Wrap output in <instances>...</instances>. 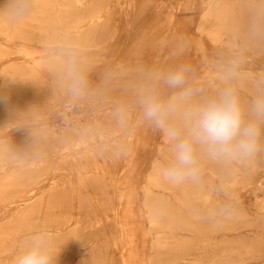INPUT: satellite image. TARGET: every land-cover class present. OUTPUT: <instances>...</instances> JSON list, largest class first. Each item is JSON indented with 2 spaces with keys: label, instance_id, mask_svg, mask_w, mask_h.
<instances>
[{
  "label": "rangeland",
  "instance_id": "rangeland-1",
  "mask_svg": "<svg viewBox=\"0 0 264 264\" xmlns=\"http://www.w3.org/2000/svg\"><path fill=\"white\" fill-rule=\"evenodd\" d=\"M78 1L96 7L107 39L95 47L66 43L87 58L96 93L72 111L61 108L65 102L54 89V68L47 55L48 48L65 41L41 42L47 40L41 35L42 19L26 17L21 22L27 25L14 22V27L5 17L11 28L0 32V264H16L23 241L36 231L49 233L61 249L57 264H264V211H257L259 226L249 224L253 202L264 201V153L257 156L263 158V167L249 172L254 192L245 187L236 196L224 195L218 179L209 175V166L216 172L220 168L207 159L200 162L198 180L187 187L192 193L199 187L209 190L221 205L232 207L231 216L249 212L248 220L235 221L230 233L183 226L177 215L186 217L187 204L174 201L172 193L178 190L147 183L152 166L160 170L170 152L162 134L143 120L137 102L145 73L163 76L179 65L191 69L188 85L199 90L200 98L225 86L226 71L234 76L231 84L242 104L264 92V0L216 4L213 16L225 18L218 22L224 25L219 38L196 29L206 0ZM34 5L30 15L37 16ZM97 57L107 60L96 62ZM245 74L255 81L246 80ZM155 84L163 97L169 95L162 79ZM121 106L127 110L123 124L115 117ZM29 108L37 115L28 131L39 139L21 159L8 145L26 143L27 130L15 129L14 119ZM49 127L59 135L48 132ZM158 199L166 200L171 210H182L167 212L164 221L173 215L179 219L170 233L158 234L148 223L146 206ZM203 214L206 228L228 221L213 207ZM175 242L179 244L173 247ZM226 248L234 251V263L223 261Z\"/></svg>",
  "mask_w": 264,
  "mask_h": 264
},
{
  "label": "clouds",
  "instance_id": "clouds-1",
  "mask_svg": "<svg viewBox=\"0 0 264 264\" xmlns=\"http://www.w3.org/2000/svg\"><path fill=\"white\" fill-rule=\"evenodd\" d=\"M34 6V0H5L0 6V16L20 22L31 14ZM47 55L54 68V89L63 97L68 111L96 94L90 80L91 65L78 48L57 44L47 49ZM190 71L188 66L179 65L163 76L145 73L144 82L137 90L143 120L162 134L168 146L170 159L160 174L171 183L197 180L202 159L227 167L245 165L264 153V92L247 105L242 104L231 84L234 76L226 71L225 86L200 98L199 90L188 85ZM161 79L169 90L167 97L156 87L155 82ZM3 99L0 97V102ZM36 115L34 108L15 114L14 120L18 122L15 129L27 130L22 147L8 145L18 157L26 156L38 142L39 138L28 131ZM115 117L118 123H125L126 108L118 107ZM231 213L230 205L220 209L224 218H230ZM60 251L49 233L36 231L23 241L16 264H57Z\"/></svg>",
  "mask_w": 264,
  "mask_h": 264
},
{
  "label": "bare ground",
  "instance_id": "bare-ground-1",
  "mask_svg": "<svg viewBox=\"0 0 264 264\" xmlns=\"http://www.w3.org/2000/svg\"><path fill=\"white\" fill-rule=\"evenodd\" d=\"M220 1L221 0H206L205 6H204L202 13H201V21L197 24V27H196V29L199 33H206V35L211 34L213 37L214 36L217 37V35L221 34V31H222L221 29H222V27H224V25H220L221 24L220 23L219 24L220 26H219L218 22L219 21H225V18L221 17L220 15L213 16V13H215V11H216L215 7L221 6ZM4 2H5V0H0V6H2L4 4ZM34 3L38 4L36 6L39 8V10H38L39 14L37 16L30 15L27 18L38 19V20L42 19L41 23L44 26V28L41 31V33H43L41 35L43 38H46L47 40H42L41 42H57L58 40H64L65 41L64 44H66V43H70V44L81 43L82 45H86V46L90 45V46L95 47L107 39V31L105 29V25L101 19V16L96 13V7H94V8L89 7L88 8L87 5H83L84 3H81L78 0H34ZM92 4H93V2H92ZM216 4H217V6H216ZM77 5H78V7H76ZM88 5L90 6V4H88ZM69 6H72L70 8L72 10H74L75 12L71 11ZM220 9L221 8H219V10L217 9L219 13L222 11ZM31 14H33V13H31ZM5 17L6 16H0V32H2L4 30V27H6V26L10 27V25L6 23ZM85 19H87L86 24L82 23ZM25 20H26V18L24 19V21ZM12 23H13V26L16 27V23L14 24L13 21H12ZM20 23L27 25V23H23L21 21H20ZM37 25H38V23H37ZM39 25H41V24L39 23ZM227 26L228 25H226V27ZM47 27L49 28L48 30H47ZM2 28H3V30H2ZM10 28H9V30H10ZM17 28H19V27H17ZM65 28H67V30H65ZM70 28L73 30V32L69 33L68 30ZM14 34L17 36L20 35L18 30H14ZM38 35H40V34H38ZM211 35H209V36H211ZM207 37L208 36H206V38ZM217 38H219V37H217ZM106 60H107L106 57H97L95 59L96 62H105ZM243 77L250 82L255 81L251 74H245ZM61 108L64 109L65 106H63ZM62 109H59L58 112H62V111H60ZM64 113H65V111H64ZM65 116H67V115H65ZM94 118L92 120H95ZM61 120H62V118H61ZM96 122H97V119H96ZM84 127H86V126H84ZM81 128L83 129V127L81 126V122H77L76 130L80 131ZM47 131L50 133H53L55 137H56V135H59L51 127L47 128ZM63 132H66L65 128H64ZM261 160L263 161V158H261V157L257 158L256 157L253 161H251L245 165H231V166H227V167L217 164L218 167L220 168V172L214 171L213 168L211 166H209V175L213 178L218 179V182L220 183V185L222 186V188L224 190V195H226L228 197L229 196H236V193H238V191L240 189H243L245 187H249L254 192L256 190L255 184H254L255 181L249 177V172H251L253 170L257 171L259 168L263 167V165L261 164ZM30 166H31V164H30ZM262 172H263V177H264V169ZM160 179H163V178L160 174L159 167L157 165H153L150 174L147 176V183L153 187L158 186V187H164V188L166 187L168 189H177L178 190V192L172 193L174 201L179 202L181 204H187L186 205L187 207L185 210L186 217H184L183 213H182V215L180 214V216H178L179 214L177 215V217L179 219H181V221L183 222L182 223L183 226H185V225H187L188 227L193 226L196 230H199V231L204 229L208 233L214 231V229L215 230H226L227 233H230V232L234 231V229H235L234 228V225H235L234 222L235 221L239 222L240 220L243 221V219L248 220L250 215L252 216V217L251 216L250 217L253 219L250 218L251 220H249V224L259 226L258 222L255 221V218L257 217V211L258 210L264 211V201H261V200L260 201H254L252 206L254 207L255 210H253L254 212L250 215H249V212H248V214L247 213L243 214L244 212L243 213L241 212L238 214L236 213V215L230 216V218H228V221H222L219 223L218 222H216V223L212 222L211 224L213 225V227L210 226V228H206V227H204L206 220L204 221L203 212H204V210H206V211L210 210V208H212V207L214 209L216 208V211L217 210L220 211V209L223 205H221V203H219V199L217 197L212 196L209 190L202 191L200 189V187L198 188L197 192H195V191L193 193L189 192L187 187H188V184H191L193 182L191 180L184 181L182 183H171V182H168L166 180H165V182L161 181ZM141 199H142V197H141ZM166 202H167L166 200L162 201L161 199H158V200L151 201L146 206V212L148 215V223L152 228L156 229L155 232L158 234H163L165 230L166 231L168 230V232L170 233L172 228L174 227L175 221L179 220V219H176V217L174 218V215H173L172 218H170L171 220L164 221V219L167 215V212L173 210V209L171 210V208L167 207V205L166 206L164 205ZM196 202L199 203L198 206L195 205ZM250 204H252V202ZM235 210H237V209H235ZM175 211H179L180 213L182 212V210L180 208L173 210V212H175ZM240 211H242V210L240 209ZM219 216H221V215H219ZM195 218L200 219L199 223H196L197 221L195 220ZM221 218H223V217H221ZM246 220H244V222ZM196 224H199V225H196ZM34 227H36V226H34ZM42 227H43V225H42ZM260 227L264 228V223L261 224ZM196 233L199 234V232H196ZM234 236H235V234H234ZM157 238H159V237H157ZM257 238H259V237H257ZM158 240L159 239H156V241H158ZM181 241L182 240H180V242ZM177 243L178 242H175L173 247L174 246L176 247ZM157 247H161V245H157ZM224 247L225 246H223V248ZM219 249H221V248H219ZM226 250H227V248L222 251L225 253V254L223 253L224 255L222 254L223 255V261L228 262V263L229 262L234 263V259L230 255L234 251L231 250L232 252L228 253Z\"/></svg>",
  "mask_w": 264,
  "mask_h": 264
}]
</instances>
